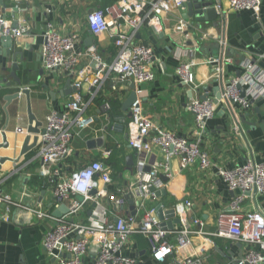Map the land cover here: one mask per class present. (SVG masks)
I'll use <instances>...</instances> for the list:
<instances>
[{"label":"crops","instance_id":"0c3cea01","mask_svg":"<svg viewBox=\"0 0 264 264\" xmlns=\"http://www.w3.org/2000/svg\"><path fill=\"white\" fill-rule=\"evenodd\" d=\"M117 1L0 0L3 10V6H6L4 12L7 18L12 23L17 21L19 25L29 29L25 36L13 39L11 57L17 53L19 70L16 75L23 87L31 90L32 111L43 124L53 110L65 111L66 104L75 92L74 79L70 73L48 72L42 66L41 51L46 24H55L64 34L78 31L81 48L96 45L103 60L111 63L116 55L113 36L129 34L132 28L120 23L100 36H94L89 29L87 16L91 11L105 9ZM186 13L187 8L184 11L173 9L166 12L160 16V30L143 26L135 36V42L149 45L155 51L154 81L136 85L111 74L100 88L93 89L90 85L83 87V100L92 103L89 113L100 116V105L106 101L111 102L112 108L108 116H100L99 122L81 131L76 137L72 144V155L63 163L67 173L92 161H101L110 167L117 188L126 190L139 180L137 164L141 155L128 145L131 118L120 123L121 116L127 115L123 109L133 91L142 101L145 113L155 127L195 140L194 117L187 109L191 100L207 93L216 98V87L238 78L242 74V64L247 60L253 61L264 71V0L260 20L250 12L230 11L227 7L224 8L223 16L215 22L199 24L194 19H186L191 26V40L175 31L179 20ZM202 34H207L208 37L198 45L197 39ZM195 45L199 50L194 55L191 51ZM212 57L232 59L224 66L222 81L219 80V83H216L213 67L208 63ZM192 59L198 62L193 72L194 89L185 86L177 73V67L181 63H188ZM88 62L83 60L80 67ZM13 65L12 58L0 53V81L6 78L12 85L11 88L6 85L0 88V158L5 160L0 164V190L16 200L23 198L26 205L50 209L53 201L52 187L46 177L41 175L43 164L38 157L39 143L21 156L28 136V99L23 95L10 104L5 100L18 91L13 89L15 83L10 77ZM69 79L71 85L68 87ZM245 114L248 117L244 122L240 116ZM119 124L123 126L122 129H116ZM20 128L26 132L19 133ZM99 139L103 141L101 147H88L90 141L97 143ZM5 142L7 147H4ZM32 144L33 140L30 142ZM201 148L211 155L214 165L212 169L204 172L198 164L182 169L180 159L171 157L172 177L160 173L159 178L164 175L168 181H158L155 185V199L146 202L147 209H156L160 204L165 209H171L178 203L191 201L193 208L186 217L187 227L201 234H192L189 247L177 249L162 263L151 259L148 240L135 234L129 240L125 255L137 258L140 264H178L186 256L197 258L199 264H239L246 255L249 250L247 245L215 236L218 215L228 209L234 197V193L217 175L216 170L219 167L242 165L250 159L264 162V102L255 103L246 111L237 106L219 104L216 116L206 125ZM142 158L146 162L145 171L149 173L154 164L166 161V154L159 148H154L152 153ZM130 200L131 198L124 209L116 210L114 204L108 201L106 204L118 216H132ZM245 206L264 211V197L256 191L249 192ZM136 208L138 209L137 206ZM143 213L139 211L135 216L138 222ZM6 214V206L0 202V264H53L43 246L51 222L38 221L33 215L16 207L11 211L10 222L4 220ZM89 215L90 209H87L75 220ZM195 219L200 223L195 224ZM180 228L182 226L175 230ZM168 240L176 243V234L170 233ZM94 258V253H91L85 260L86 264H94Z\"/></svg>","mask_w":264,"mask_h":264},{"label":"built area","instance_id":"2783aa9c","mask_svg":"<svg viewBox=\"0 0 264 264\" xmlns=\"http://www.w3.org/2000/svg\"><path fill=\"white\" fill-rule=\"evenodd\" d=\"M186 3L187 0H118L105 9L91 11L87 23L94 36H100L120 23L132 28L129 34L113 36L116 55L111 63L103 60L96 45L81 48L78 31L64 34L55 24H46L41 51L42 66L48 72L70 73L75 89L65 111L53 110L47 117L43 124L44 132H41L38 140V157L43 164L41 175L46 177L52 187V205L50 209L26 205L23 198L16 200L1 190L0 202L6 206L4 220L7 222H10L11 211L15 207L33 215L38 221L51 222L43 246L53 264H86L85 260L91 253L95 255L94 264H140L137 258L125 255L129 240L135 234L148 240L151 259L162 263L177 249L189 247L192 234H201L187 227L186 217L193 208L191 201L175 205L176 214L182 223V228L175 231L166 230L155 214L156 209H147L146 202L156 197L151 187L160 181V173L172 177L171 157L180 159L182 169L196 164L204 172L213 168L211 155L201 148V144L206 125L216 116L218 105L237 106L246 111L251 108V99L264 98V71L251 60L242 64V74L238 78L224 84L219 102L207 93L205 100L196 97L187 105L194 117L195 140L155 127L145 113L142 101L137 98L130 108L128 145L141 155V159L137 164L139 180L130 188H117L110 167L101 161H92L71 173H67L63 167L65 160L72 155V144L79 133L99 122L100 116H108L111 112V102L106 101L100 105V116L89 113L92 103L83 100V87L90 85L93 89L100 88L111 74L136 85L154 81L155 51L149 45L135 42V36L143 26L160 30V16L173 9L184 11ZM262 3L263 0H213L219 17L223 16L224 8L227 7L230 11L250 12L258 20ZM12 24L0 6V48L3 38L20 39L29 31L27 26L19 24L16 29H12ZM189 27L188 21L181 18L175 31L191 40ZM207 37V34H202L196 43L199 45ZM197 50L199 47L195 45L191 53L195 55ZM83 60L89 62L80 67ZM231 61L229 57H212L208 60L213 67L216 83L223 77L224 66ZM197 65L196 59H192L177 67L182 83L193 89V72ZM242 88L246 90L245 98L242 97ZM18 132L26 131L20 128ZM154 148L166 154V161L154 164L151 172L146 173V162L142 157L152 153ZM216 173L234 193V197L228 209L218 215L215 236L229 238L249 247L239 264H264V211L245 206L249 192L256 191L264 197V162L250 159L232 168L219 167ZM130 198L136 202L137 213L144 212L140 222L135 216L116 215L106 204L108 201L114 204L116 210L124 209ZM63 206L68 212L56 216L55 212ZM87 209H90L87 218L75 220ZM194 223L200 222L195 219ZM173 232L177 236L176 243L168 240ZM199 263L193 256H186L178 262Z\"/></svg>","mask_w":264,"mask_h":264},{"label":"water","instance_id":"95a60500","mask_svg":"<svg viewBox=\"0 0 264 264\" xmlns=\"http://www.w3.org/2000/svg\"><path fill=\"white\" fill-rule=\"evenodd\" d=\"M3 5V3H1ZM4 10L6 8V6L4 5ZM186 8H187V13L184 15V19H194L197 23H211V22H215L219 19V14L217 13V11L214 8L213 5V0H187L186 3ZM16 11L18 12V9H16ZM18 27V22L14 21L12 24V29H16ZM13 39L11 37H5L2 39L1 43L3 45V47L0 48V53L4 54L5 57L8 58H12L14 65L12 66V72L10 77H12L14 79V88L15 90H18L16 93L7 96L5 98V100L7 101L8 104H10L12 101L17 100L18 98H20L23 95H26L27 99H28V120H29V124H28V128H27V134L28 136L26 137L25 140V144L24 147L22 149L21 152V156L27 154L30 150L34 149L37 145V142L39 140V136L41 134V132H44L43 129V123L40 122L37 117L34 115L33 111H32V107H31V90L29 88H24L22 81L17 77L16 73L19 70V67L17 65V53H14V55H12L11 57V52H12V45H13ZM4 49L6 51H4ZM4 71H7V68L3 69ZM3 85H6V87L11 88L12 85L10 82H8V79H3L0 81V88H2ZM71 85V79L68 80L67 86L69 87ZM134 89V86H132ZM224 89V84L220 83L216 89H215V93H216V98H217V102H219L221 100L222 97V92ZM242 97L245 98L246 97V90L242 88ZM138 96L137 93L135 91H133V93L130 95L129 99L126 101L125 105H124V113H127V115L125 116H121L120 118V123L122 124V122L124 120H126L127 118H131V112H130V108L132 107L133 103H135V101L137 100ZM203 100H205L207 98L206 95L201 97ZM259 102H264V98H260V99H251L250 100V105H254L255 103H259ZM231 107V106H229ZM248 117V114L245 115H241L240 118L245 122V118ZM119 124L116 126V129H122L123 126ZM31 140H33V144L30 145ZM95 145H98L99 147H101L103 145V141L101 139H99L97 141V143L95 141H90L88 143V147L90 149L95 148ZM7 143L5 142L4 147H7ZM131 160V157L128 158V161ZM3 162H5V160L3 158H0V164H2ZM149 171V169H148ZM160 181H164L167 182L168 178L164 175L160 176ZM151 191L155 192L156 191V187L152 186L151 187ZM164 194H166L165 192H163ZM81 199V198H79ZM131 204V210H132V216H136L137 215V208H136V202L135 200L131 199L130 201ZM61 212L67 213L68 210L65 206H63L60 211H57L55 213L56 216H61ZM156 216L159 218V220L162 223V226L169 231H174L176 229V227H181L182 223H181V219L177 216L175 208H171V209H165L163 207L162 204L158 205L156 207Z\"/></svg>","mask_w":264,"mask_h":264}]
</instances>
